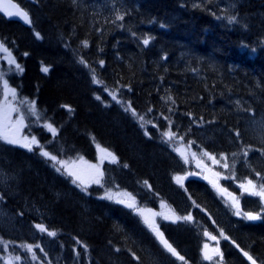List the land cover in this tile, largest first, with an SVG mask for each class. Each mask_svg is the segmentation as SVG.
Returning <instances> with one entry per match:
<instances>
[{"label":"trees","instance_id":"trees-1","mask_svg":"<svg viewBox=\"0 0 264 264\" xmlns=\"http://www.w3.org/2000/svg\"><path fill=\"white\" fill-rule=\"evenodd\" d=\"M16 1L33 26L0 13V42L20 66L7 73L10 85L35 103L26 130L61 158L95 161L101 146L115 159L103 163L100 184L83 189L37 149L0 139V162L15 173L19 192L13 198L11 184H0V193L18 209L15 219L54 232L51 248L71 264H214L202 254L206 231L223 235L225 264H251L244 252L264 264V213L236 216L198 177L178 184L185 164L165 137L171 129L195 149L224 156L237 182L264 184V127L251 123L264 120L263 0L241 2L246 24L235 26L216 18V0ZM133 110L147 118V130ZM232 187L243 210H263L259 197ZM113 188L142 206L163 199L179 215L193 214L159 223L178 255L134 208L104 196Z\"/></svg>","mask_w":264,"mask_h":264},{"label":"rangeland","instance_id":"rangeland-1","mask_svg":"<svg viewBox=\"0 0 264 264\" xmlns=\"http://www.w3.org/2000/svg\"><path fill=\"white\" fill-rule=\"evenodd\" d=\"M245 1L246 0H216V18L225 21L229 26L246 24V20L244 19L246 16L245 13L238 12L239 5H241V2L244 3ZM261 3L264 5V0ZM231 17H235V21H230ZM261 18L263 20L261 23H264V12L261 14ZM1 58L5 63V67H2L0 71V126L24 142H31L32 138L35 137L38 143L33 144L32 149H37L53 167L68 176L79 187L87 189L94 184H100L103 179V163L107 160H112L113 154L107 149L98 146L97 159L91 161L84 157L61 158L48 152L45 148L40 147L41 145L38 138L26 130L27 117L36 112L35 103L33 101L20 99L15 87L10 85L6 77L10 70L20 69L16 67L18 63L10 50L6 53H2ZM13 60L15 61L14 63L10 62ZM5 81L7 82V89L5 88ZM10 89H15V95L12 94ZM108 92L113 100L120 101L117 91L108 90ZM113 96H115V99ZM124 105L125 107H130L127 102H125ZM133 111L141 125L147 130V118L137 115L135 110ZM260 118L253 117L251 123H253L254 126L259 125L260 128L264 127V120ZM44 125L52 134L56 133V129L50 123L44 122ZM49 125H51V128H49ZM51 129H55V132ZM165 131V133H174L171 129H166ZM165 137L168 141V146L179 155L185 164V171L182 174L175 175L176 182L177 177L182 178L180 182H177L178 184L183 185L187 177H198L207 181L209 185L212 186L215 192L222 198L224 203L231 208L236 216L245 218V213H253L259 214L261 218L263 217L264 198L259 196L257 197L263 202L262 211L243 210L241 196L237 192L236 187H232V185L239 186L240 193L251 195L240 187L241 184L251 187L247 183L250 179L237 182L233 175L232 167L227 164L224 156H216L204 148L195 149L176 133H174L171 139H169L167 135H165ZM43 152H47L50 155L44 156L42 154ZM51 156L56 157V159L52 160L50 158ZM210 157H214V159ZM225 165H227V167H225ZM69 173H74V175H70ZM77 177H79V179H77ZM15 178V173L0 162V184H3L4 187H8L11 184V187H13L12 190L14 191H12L11 194L13 198L19 193ZM97 179L100 180V183L95 182ZM251 181L253 185H255L254 190L259 191V183L255 180ZM104 196L116 202L127 199L134 201L135 206L132 208L135 209V212L162 241H164V239H161V236L157 234V231L161 234L159 229L161 220L175 221L185 217H190L189 220H192L193 218L192 213L185 216L179 215L173 206L163 199L159 200L158 207L156 208L139 205L132 195L119 188L106 190ZM251 196L255 197L256 195ZM3 197L4 196L0 193V264H71L70 256L65 251L64 254H62L58 250H53L51 248L50 238L53 235L49 233H52V231L47 229L46 231H41V229L37 227L30 229L27 224L28 222H18L17 219H15L18 209H13L9 205V201L3 202ZM237 211L240 212V215L236 214ZM9 230H14V234L17 235L9 236L11 235L9 234ZM5 234L7 236H5ZM24 234H29V237H26ZM212 237L216 236L206 231L202 246V254L204 258L206 255L211 256L212 258L208 260H211L214 264H225L222 261L221 252H219L220 238L222 239L223 235H219V238L216 239H212ZM205 245H207V247H205Z\"/></svg>","mask_w":264,"mask_h":264},{"label":"snow or ice","instance_id":"snow-or-ice-1","mask_svg":"<svg viewBox=\"0 0 264 264\" xmlns=\"http://www.w3.org/2000/svg\"><path fill=\"white\" fill-rule=\"evenodd\" d=\"M13 7H15V5H14ZM6 11H7V9H6ZM7 15L10 16V17H12V16H18V17H21L25 22H27V23H31L30 16H29V14H28L27 12H25V11H22V10H20V11H15V12H13V11H7ZM117 19H123V16H117ZM235 19H236L235 17H231V18H230V21H235ZM38 35H39V34L37 33V36H38ZM86 43H87V42H85V44H86ZM148 43H149V40H148V39H145V40H144V44L147 45ZM0 49H2V50L5 51V52L8 51L6 48L3 47L2 44H0ZM10 62L14 63L15 61L13 60V61H10ZM102 63H103V61H101V64H102ZM16 67H17V68H20L19 65H16ZM21 71H22V69H21ZM42 71L47 72V71H48V68H47V67H44V68L42 69ZM96 82L99 83V81H96ZM5 88L7 89V82H6V81H5ZM10 91L12 92L13 95H15V89H10ZM97 98L99 99V97H97ZM113 98L115 99V96H113ZM141 119H142V118H141ZM49 128H51V125H49ZM51 130H52L53 132H55V129H51ZM165 135H167V136L169 137V139H171V137L174 135V133H165ZM0 139L4 140V141H5L6 143H8V144H12V145H20V146H22V147H24V148L29 149L30 151L32 150L33 144H37V143H38V142L36 141L35 137L32 138L31 142H24V141H22L20 138H18L17 136L11 134L9 131H7L6 129H4L2 126H0ZM25 140H26V138H25ZM42 154H43L44 156H49V155H50V154L47 153V152H43ZM206 155H207V153H206ZM50 158H51L52 160H55V159H56V157H54V156H51ZM210 158L214 159V157H210ZM113 159H115V158H113ZM225 167H227V165H225ZM69 174H70V175H74V173H69ZM257 175H259V174H257ZM77 179H79V177H77ZM181 180H182L181 177H177V182H180ZM95 182H96V183H100V180L97 179ZM247 183H248V185L251 186V187H247V186H245L244 184H241V185H240V187H241L245 192H248V193L251 194V195H256V196H259V197H261V198H264V184H262V185L260 186V190H259V191H255V190H254V189H255V185H253L252 181L249 180ZM119 202H120V203H124V201H119ZM127 206H128V207H134V206H135V205H134V201H133L132 203H128ZM236 214H237V215H240V212L237 211ZM244 216H245V218L248 219V220H258V219L261 218L259 214H253V213H245ZM184 219H190V217H185ZM36 227H37V228H40L41 231H46V229H45L42 225H37ZM154 230H155V229H154ZM49 234H50V235H55L54 232L49 233ZM157 234L161 236V239H163V238H162V234H160L158 231H157ZM212 239H216V237H212ZM163 243H164L165 247H166L170 252H172L174 255H178V254L176 253L175 249L172 248V246H171L170 244H168L167 241H163ZM205 247H207V245H205ZM30 250H31V249H30ZM244 255H245V256L251 261V264H256V260L253 259L251 256H249L247 252H244ZM205 258H206V259H211L212 257L206 255ZM180 259L183 260V257H180Z\"/></svg>","mask_w":264,"mask_h":264},{"label":"water","instance_id":"water-1","mask_svg":"<svg viewBox=\"0 0 264 264\" xmlns=\"http://www.w3.org/2000/svg\"><path fill=\"white\" fill-rule=\"evenodd\" d=\"M14 5H15V7H13ZM6 9H7V11H13V12L20 11V10L25 11V12H27L29 14L30 19H31L30 13L25 8H23L16 0H0V13L4 17H6L8 19L19 21L20 23H22L26 27H32L33 26L32 19H31V23H27L21 17H18V16H12V17H10V16L7 15ZM0 44H2L4 48H6L3 43L0 42ZM0 52L6 53L2 49H0ZM123 201H124V203H121V204L124 205V206H126V207H128L127 206L128 203H132L133 202V201L128 200V199L127 200H123ZM128 208H132V207H128ZM219 252H221V251L219 250ZM256 264H259V263L256 261Z\"/></svg>","mask_w":264,"mask_h":264}]
</instances>
